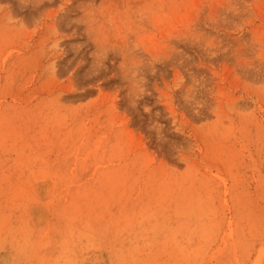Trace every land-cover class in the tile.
<instances>
[{"label": "rangeland", "instance_id": "obj_1", "mask_svg": "<svg viewBox=\"0 0 264 264\" xmlns=\"http://www.w3.org/2000/svg\"><path fill=\"white\" fill-rule=\"evenodd\" d=\"M0 264H264V0H0Z\"/></svg>", "mask_w": 264, "mask_h": 264}]
</instances>
